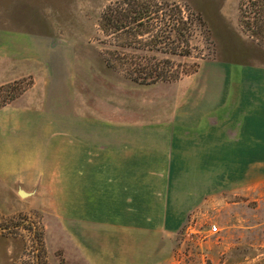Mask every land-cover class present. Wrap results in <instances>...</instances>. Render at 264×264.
<instances>
[{"label":"crops","instance_id":"1","mask_svg":"<svg viewBox=\"0 0 264 264\" xmlns=\"http://www.w3.org/2000/svg\"><path fill=\"white\" fill-rule=\"evenodd\" d=\"M34 3L0 0V87L34 81L0 109V185L44 212L52 264H174L210 173L238 185V156L264 161V66L199 67L145 115L59 113Z\"/></svg>","mask_w":264,"mask_h":264},{"label":"rangeland","instance_id":"2","mask_svg":"<svg viewBox=\"0 0 264 264\" xmlns=\"http://www.w3.org/2000/svg\"><path fill=\"white\" fill-rule=\"evenodd\" d=\"M119 1L35 0V29L45 37L50 83L60 97L54 109L59 113L75 114L77 107L83 114L145 115L152 113L155 95L170 97L169 84L174 82L138 85L105 66L102 54L108 48L100 43L99 18L106 6ZM156 1L177 3L200 14L203 21L202 25L191 22L188 27L192 36L190 56L151 54L158 60L168 59L167 70L183 74L196 65L264 66V34L262 39L253 34L245 19L253 4L260 1ZM127 53L133 55L136 50ZM33 83L26 78L1 86L0 104L5 101L8 104L3 107L9 106ZM77 94L83 95L82 107L77 106ZM249 159L238 156V185L232 183L234 172L229 169L225 181L219 172L210 173L212 193L189 214L177 234L174 264H257L264 259V161H260L258 171H251L247 169ZM20 187L0 185V264H52L55 259L47 255L44 212L37 205L34 208V199L17 195ZM212 225L220 232L210 235Z\"/></svg>","mask_w":264,"mask_h":264},{"label":"trees","instance_id":"3","mask_svg":"<svg viewBox=\"0 0 264 264\" xmlns=\"http://www.w3.org/2000/svg\"><path fill=\"white\" fill-rule=\"evenodd\" d=\"M258 1L261 4H253L245 19L247 28L262 39L264 0H256ZM191 22L202 25V16L185 10L177 3L122 0L109 4L101 13L98 23L103 37L100 43L108 48L102 54L103 62L108 69L123 74L138 85L178 81L183 76L197 72L198 66H193L183 74L170 71L166 69L168 59L158 60L151 54L190 56L192 36L188 27ZM128 50H136V54L130 55ZM15 85L18 84L11 87ZM11 87L7 88L15 90ZM7 104L3 101L0 107ZM257 264H264V259Z\"/></svg>","mask_w":264,"mask_h":264},{"label":"built area","instance_id":"4","mask_svg":"<svg viewBox=\"0 0 264 264\" xmlns=\"http://www.w3.org/2000/svg\"><path fill=\"white\" fill-rule=\"evenodd\" d=\"M208 232L210 235H215L220 232V229L216 225H212L209 227Z\"/></svg>","mask_w":264,"mask_h":264},{"label":"water","instance_id":"5","mask_svg":"<svg viewBox=\"0 0 264 264\" xmlns=\"http://www.w3.org/2000/svg\"><path fill=\"white\" fill-rule=\"evenodd\" d=\"M18 193H19V195H20L21 197H25V196L28 195V194L25 193L22 189H19Z\"/></svg>","mask_w":264,"mask_h":264}]
</instances>
